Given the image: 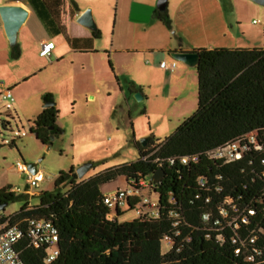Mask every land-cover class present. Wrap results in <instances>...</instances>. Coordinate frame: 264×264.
Instances as JSON below:
<instances>
[{
    "label": "trees",
    "instance_id": "16d2710c",
    "mask_svg": "<svg viewBox=\"0 0 264 264\" xmlns=\"http://www.w3.org/2000/svg\"><path fill=\"white\" fill-rule=\"evenodd\" d=\"M9 1L27 3L36 13L38 5L48 7L47 0ZM55 1L61 4V0ZM153 17L170 28L166 9H155ZM93 36L98 38V32ZM197 52L196 109L169 137L149 139L144 147L138 143L135 162L83 180L72 169L59 173L53 189L38 194L37 205H24L8 216L0 210V226L25 229L30 220L50 222L58 232V255L52 264H264L262 155L250 152L229 163L210 158L214 149L263 131L264 50ZM19 57L16 42L10 47V58ZM41 99L44 104L53 102L49 93ZM57 114L55 105L42 108L29 127V133L42 145L61 134L55 124ZM6 117H10L8 113ZM1 126L6 129L8 123L2 121ZM183 157H195L196 161L182 164ZM170 159H174L172 165ZM157 169L163 176L150 183ZM118 177H123L127 186L140 179L148 182L146 189L157 197V217L135 215L139 198L129 199L124 210L111 211L104 204L100 187ZM10 189H0V207L17 199ZM227 201L236 206L244 221L238 218L234 226H227L229 218L237 215L230 212ZM222 208L229 212L227 220L220 215ZM128 211L134 216L118 221ZM165 237L172 244L163 250ZM14 249L22 264H43L46 256V247L29 245L26 233Z\"/></svg>",
    "mask_w": 264,
    "mask_h": 264
},
{
    "label": "rangeland",
    "instance_id": "374dc122",
    "mask_svg": "<svg viewBox=\"0 0 264 264\" xmlns=\"http://www.w3.org/2000/svg\"><path fill=\"white\" fill-rule=\"evenodd\" d=\"M152 1L156 9L157 0ZM87 2L101 8L102 32L93 44L94 49L107 52L103 70L94 56L81 57L73 64L69 60L62 71L46 68L45 58L33 52H23L8 64L0 62V189L10 187L17 196L2 210L6 216L24 205H37L38 194L52 190L61 172H75L91 163L83 180L135 162L141 140L163 141L194 113L195 68L174 60L169 49L197 51L235 43L264 50V6L252 0H167L170 28L153 19L129 21L124 11L129 0H79L81 5ZM160 62L166 68L160 69ZM25 75L31 77L12 90V100L6 99L5 84L14 77L23 80ZM131 88H140L142 100L134 98ZM40 93L51 94L58 110L55 124L61 134L48 145L29 133L44 105ZM2 121L8 123L6 129ZM16 131L23 135L13 138ZM12 138L13 145L8 144ZM17 162L36 165L42 173L38 188H29ZM126 187L124 178L118 177L100 190L106 194ZM140 195L157 201L151 190L143 189ZM133 216L128 211L118 221Z\"/></svg>",
    "mask_w": 264,
    "mask_h": 264
},
{
    "label": "crops",
    "instance_id": "0c3cea01",
    "mask_svg": "<svg viewBox=\"0 0 264 264\" xmlns=\"http://www.w3.org/2000/svg\"><path fill=\"white\" fill-rule=\"evenodd\" d=\"M47 1V9H45L42 5H38V12L36 13L34 9L27 3L23 4L18 1L12 2L9 0H0V6L20 5L27 11V18L17 33L16 41L20 48V57L23 52H33L35 55H38V49L42 43L52 42L53 50L50 56L45 59L42 58L45 60L46 68L50 67L56 71H62L67 68L66 64L69 60L70 64H73L78 60L84 59L81 57L94 56L98 59L101 66L100 68L103 70V63L105 61L107 52L101 49H94L93 44V39L95 38L93 33L97 31L99 38V33L102 32V27L99 25L100 19L98 17L100 16L101 8L98 9L99 7L96 8L95 5H91L89 2L81 5L79 0L73 2L75 6H73L71 3H68L66 0H61V4H58L55 0ZM153 4L154 1L152 0H129V5L125 4L124 6V11L128 14V19L131 22L142 23V21L147 22V20L150 19L157 20L153 17V11L155 10L153 8ZM118 5L119 3L117 2V6ZM87 9H89L91 12L92 20L95 23V31L76 24L77 17ZM54 20L55 23H53ZM56 24H58L61 29H58ZM55 39H58L59 41H56ZM63 46H66L67 48L65 51L62 50ZM223 48L252 49L254 47H250L249 45L238 46L234 43L233 45H230V47ZM123 49L125 50L126 48H118V50ZM180 51L184 52L187 50L169 49V52ZM9 60H12L10 58V48L7 44L0 20V62L8 64ZM33 72L35 71H32L31 73ZM25 76L27 77H24L25 79L23 80L20 79V77H14L11 79L8 84H5V91L10 90L12 93V90L17 87L20 82L24 83L31 77V75ZM42 95H44V93H40V95H38L40 96V99L42 98ZM42 108H40L38 114ZM36 173L42 176L40 171L37 170Z\"/></svg>",
    "mask_w": 264,
    "mask_h": 264
},
{
    "label": "built area",
    "instance_id": "2783aa9c",
    "mask_svg": "<svg viewBox=\"0 0 264 264\" xmlns=\"http://www.w3.org/2000/svg\"><path fill=\"white\" fill-rule=\"evenodd\" d=\"M53 50L52 42H44L38 49V55L41 58H48ZM160 68H166L164 63H160ZM6 99L12 100V93L10 90L4 92ZM10 105H6L8 110ZM13 138H18L23 133L16 131ZM11 140H14V139ZM10 140V141H11ZM9 141V142H10ZM3 142H8L4 140ZM258 153L262 155L261 164L264 166V129L260 133H249L238 140L231 141L225 145L214 149L210 153V158L213 160H219L224 163H229L235 160L243 158L248 153ZM190 161L195 162L196 158L183 157L180 159L182 164H187ZM174 159L169 160V164L172 165ZM16 167L23 173L27 175V184L29 188H38L40 181H42V176L40 174H30L27 171V168L24 164L19 162L16 163ZM200 187L204 186L203 182L199 183ZM148 188V182L143 179H140L137 184L132 183L126 188L115 189L109 193L103 195L104 204L111 210H124L129 199L139 198L136 206L134 207L135 215L141 216L146 214L150 217H157L158 209L157 202L151 201L148 197H142L140 192L143 189ZM11 192L15 193L14 189H10ZM226 204L229 206L230 212L232 214H237L235 217H230L229 212L225 209L220 210V215L224 219L229 220L226 222L227 226H234V222L241 218V212H238L236 206L232 205L230 201H227ZM251 214L252 212L249 211ZM177 216V214H173ZM208 216H204L203 219L207 220ZM176 224V223H175ZM26 233L29 240V245L38 247L40 245L46 247V256L43 260V264H52L58 255V250L56 243L58 240V232L56 228L47 221L43 220H30L26 224V228L22 229L18 225H6L3 224L0 226V264H22L18 257V253L15 251L14 247L19 239L23 237V234ZM164 249L171 248L172 241L169 238H164L163 240Z\"/></svg>",
    "mask_w": 264,
    "mask_h": 264
},
{
    "label": "water",
    "instance_id": "95a60500",
    "mask_svg": "<svg viewBox=\"0 0 264 264\" xmlns=\"http://www.w3.org/2000/svg\"><path fill=\"white\" fill-rule=\"evenodd\" d=\"M255 3L264 6V0H252ZM167 5V0H157L156 1V9L159 11L165 10ZM27 18V11L25 8H23L20 5H2L0 6V20L2 23L3 32L5 35V38L8 42V44L13 46L16 43L17 40V33L20 29V27L23 25ZM76 23L88 28L89 30L95 31V24L91 17V12L89 9L85 10L82 14H80L77 19ZM171 56L174 60L183 62L184 64L196 67L199 62V54L197 51H180V52H173L171 53ZM132 94L134 98L137 101L142 100V96L139 91H137L135 88H131ZM54 102L45 103L43 105V108H46L48 106H54ZM54 138H51V141ZM149 139H143L139 143L142 147L145 146ZM93 167L91 163H85L81 165L77 170L75 171V174L78 179L83 178V176ZM27 171L30 174L36 173V165L35 164H29L26 166ZM163 174L162 172L157 169L150 177L149 182L150 183H157L161 178ZM5 208V205H2L0 207V210H3Z\"/></svg>",
    "mask_w": 264,
    "mask_h": 264
}]
</instances>
